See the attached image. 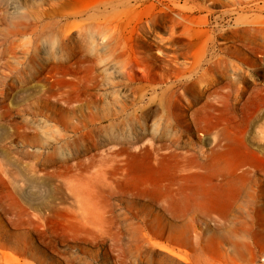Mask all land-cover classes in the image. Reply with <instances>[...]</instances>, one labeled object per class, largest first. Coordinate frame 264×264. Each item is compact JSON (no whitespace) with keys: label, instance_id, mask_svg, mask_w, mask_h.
<instances>
[{"label":"rangeland","instance_id":"rangeland-1","mask_svg":"<svg viewBox=\"0 0 264 264\" xmlns=\"http://www.w3.org/2000/svg\"><path fill=\"white\" fill-rule=\"evenodd\" d=\"M54 153L68 175L115 184L98 235L71 218L85 221L65 168L38 167ZM141 181L171 185L185 204L137 195ZM142 243L158 253L124 252ZM10 262L264 264V0H0Z\"/></svg>","mask_w":264,"mask_h":264},{"label":"bare ground","instance_id":"bare-ground-1","mask_svg":"<svg viewBox=\"0 0 264 264\" xmlns=\"http://www.w3.org/2000/svg\"><path fill=\"white\" fill-rule=\"evenodd\" d=\"M207 37H209V33H204ZM207 46H204L202 48L201 52V58L204 57L205 52H207ZM160 58H151V65L157 64L159 62ZM167 71H165V74H171L172 72L176 73L174 69H171L168 65L166 66ZM205 71L214 73V74H222L224 75V71L221 70L219 67H210L206 68ZM199 73V72H198ZM42 154H37V158H40ZM51 158V161H50ZM44 163L37 164L39 168H47L48 165H51L52 168L58 169V168H65L66 174L64 175V180L66 181L67 186L65 187L70 194L74 204L79 205V207L82 209V214L85 219L83 223H80V221L76 220V214L74 212H71V218L74 219L73 221L76 223H79V225L83 228L81 229L86 235L92 236V235H98L101 231L100 227L98 226V221L102 219L106 207L102 205V208L99 206V203L102 202L103 197L108 198L109 195H112L114 193V185L113 183H109L108 179L105 178V176L98 175L92 176L84 174L80 169H77L79 172H74L72 175H68L70 170H72V167L69 166L68 162H64L63 160L57 158V153H54L50 157L45 159ZM94 165V162L90 161L89 164L84 165V169L89 171V168H91ZM55 172V171H54ZM227 174V173H226ZM124 179V184L127 186V180ZM149 182V183H148ZM135 185L139 187V191L137 192V195H142L144 197H148L152 199L155 202L162 203L163 207H166V205L172 206L173 204L176 206H181L184 203L183 199L178 196L174 190L172 189L171 185H162V184H152L150 181H141L140 183L135 182ZM220 195V194H219ZM67 200H69L67 198ZM185 200V199H184ZM208 204L207 206L213 207L214 203L217 202V199L210 198L207 199ZM188 202V200H187ZM197 206L204 207V201L201 204L195 203ZM185 207V206H184ZM68 215L67 212L63 214V216ZM183 216V215H182ZM125 229L127 227V223H125ZM161 229L159 228H155ZM126 233L129 237L133 238V235L131 234V231L129 229L126 230ZM182 236H187V234L182 231ZM115 246V245H114ZM23 251V250H22ZM168 254H171L172 252L167 250ZM25 252V251H23ZM124 252H129L133 258H142L143 255H149L155 252L154 249H146L144 247V243H142L137 248H132L128 250H124ZM173 254V253H172ZM164 260L172 261L173 259L167 255H164ZM12 263V262H10ZM16 262H13L12 264H15Z\"/></svg>","mask_w":264,"mask_h":264}]
</instances>
